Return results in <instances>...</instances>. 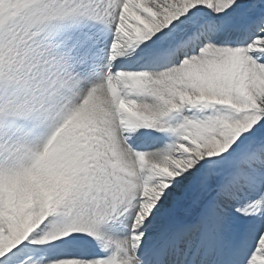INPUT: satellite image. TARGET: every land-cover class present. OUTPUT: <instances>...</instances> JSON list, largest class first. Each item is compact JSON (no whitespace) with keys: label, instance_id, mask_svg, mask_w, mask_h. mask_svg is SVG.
<instances>
[{"label":"snow or ice","instance_id":"6c2138e0","mask_svg":"<svg viewBox=\"0 0 264 264\" xmlns=\"http://www.w3.org/2000/svg\"><path fill=\"white\" fill-rule=\"evenodd\" d=\"M0 264H264V0H0Z\"/></svg>","mask_w":264,"mask_h":264}]
</instances>
